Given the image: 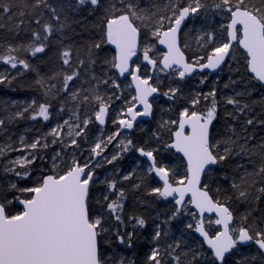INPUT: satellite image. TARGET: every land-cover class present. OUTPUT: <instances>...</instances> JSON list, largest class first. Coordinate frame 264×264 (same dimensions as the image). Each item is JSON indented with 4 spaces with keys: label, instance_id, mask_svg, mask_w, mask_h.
<instances>
[{
    "label": "snow or ice",
    "instance_id": "snow-or-ice-1",
    "mask_svg": "<svg viewBox=\"0 0 264 264\" xmlns=\"http://www.w3.org/2000/svg\"><path fill=\"white\" fill-rule=\"evenodd\" d=\"M0 32L35 93L0 96V264H264V0H0Z\"/></svg>",
    "mask_w": 264,
    "mask_h": 264
},
{
    "label": "trees",
    "instance_id": "trees-1",
    "mask_svg": "<svg viewBox=\"0 0 264 264\" xmlns=\"http://www.w3.org/2000/svg\"><path fill=\"white\" fill-rule=\"evenodd\" d=\"M3 35H5V34L3 32H0V36H3ZM8 35L10 37L11 34H8ZM16 84L19 86L18 91H6L3 89H0V96L23 102V101L28 100L31 96H33L35 94L33 90H28V89L23 87V84H24L23 79L17 81ZM32 126H33V122L20 121L19 122V131L22 133L23 130L25 129V127H32ZM39 127H43V126H39ZM0 142H2V138H0ZM144 207L145 206H142L139 203L135 204V209L137 211H143ZM145 214L146 215L150 214V210H149V212H145Z\"/></svg>",
    "mask_w": 264,
    "mask_h": 264
},
{
    "label": "rangeland",
    "instance_id": "rangeland-1",
    "mask_svg": "<svg viewBox=\"0 0 264 264\" xmlns=\"http://www.w3.org/2000/svg\"><path fill=\"white\" fill-rule=\"evenodd\" d=\"M23 133V132H22ZM31 133H29V135H30Z\"/></svg>",
    "mask_w": 264,
    "mask_h": 264
}]
</instances>
